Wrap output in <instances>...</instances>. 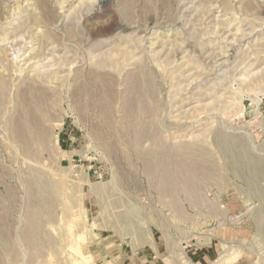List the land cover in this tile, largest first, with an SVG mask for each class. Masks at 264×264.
I'll list each match as a JSON object with an SVG mask.
<instances>
[{"label":"rangeland","instance_id":"rangeland-1","mask_svg":"<svg viewBox=\"0 0 264 264\" xmlns=\"http://www.w3.org/2000/svg\"><path fill=\"white\" fill-rule=\"evenodd\" d=\"M210 242L264 264V0H0V264Z\"/></svg>","mask_w":264,"mask_h":264},{"label":"crops","instance_id":"crops-1","mask_svg":"<svg viewBox=\"0 0 264 264\" xmlns=\"http://www.w3.org/2000/svg\"><path fill=\"white\" fill-rule=\"evenodd\" d=\"M158 246L161 247V246H166L167 245V242H157ZM217 244H219V242L217 243H207V244H204L205 246H202L201 248H199L198 250V254H197V259H195V261L191 260V255L193 254L192 251L188 250V253H189V260L191 261V263H200V262H215L216 261V254H217ZM190 253H192L190 255ZM193 258V257H192ZM215 258V259H214Z\"/></svg>","mask_w":264,"mask_h":264},{"label":"bare ground","instance_id":"bare-ground-1","mask_svg":"<svg viewBox=\"0 0 264 264\" xmlns=\"http://www.w3.org/2000/svg\"><path fill=\"white\" fill-rule=\"evenodd\" d=\"M225 145V144H224ZM75 263V262H74Z\"/></svg>","mask_w":264,"mask_h":264}]
</instances>
